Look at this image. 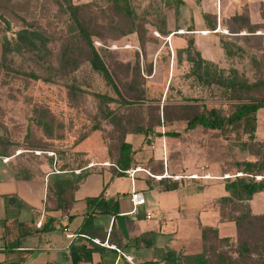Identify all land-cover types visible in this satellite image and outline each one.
<instances>
[{
    "label": "rangeland",
    "instance_id": "obj_1",
    "mask_svg": "<svg viewBox=\"0 0 264 264\" xmlns=\"http://www.w3.org/2000/svg\"><path fill=\"white\" fill-rule=\"evenodd\" d=\"M201 1L129 0L134 13L130 19L107 0H71L74 5L86 6L80 18L92 44L121 96L133 103L122 106L112 88L91 69L87 47L62 0H0V60L3 45L12 44L17 32L28 29L36 49L22 56L9 55L7 65L53 81L32 80L0 67V154L9 156L10 165L20 174L44 169L54 177H64L82 162L86 168L115 169L120 145L129 134L140 129L156 134L158 128L162 135L166 133L163 126H155L157 114L148 108L151 103L158 106L160 102L161 107L165 99L198 101L223 116L231 115L236 93L198 81L191 74L192 64L186 61L184 50L192 41L202 59L224 77L249 85L264 81V24L255 31L240 30L243 23L230 19L234 0H210L207 10L212 14L207 17L201 14ZM261 16L264 19L263 11ZM196 19L202 25L191 29ZM211 23L215 31L210 30ZM130 30L134 32L129 34ZM223 43L229 45L230 55L223 50ZM65 52L69 61L63 59ZM94 94L115 102H101ZM238 95L242 99L264 97V86ZM256 119L255 142L263 143L264 109ZM244 132L243 123L219 134L229 144L228 158L236 169L237 164L258 160L241 149L249 140ZM253 202L254 211L264 212V196ZM215 248L216 253H228L235 259L240 251L237 239ZM216 253L210 252L212 262Z\"/></svg>",
    "mask_w": 264,
    "mask_h": 264
},
{
    "label": "crops",
    "instance_id": "obj_2",
    "mask_svg": "<svg viewBox=\"0 0 264 264\" xmlns=\"http://www.w3.org/2000/svg\"><path fill=\"white\" fill-rule=\"evenodd\" d=\"M233 2L231 17L246 14L250 25L264 24V0ZM200 4L201 14H212L207 10L210 0ZM196 24L202 25L196 19L190 28ZM163 130L178 136L162 135L158 128L156 134L126 137L132 158L129 170L138 169L133 179L125 173L115 175L117 166H92L64 177L43 169L23 177L9 157L0 156V264H72L70 251L81 247L92 254L79 264H164L169 253L177 258L200 254L202 228L215 229L219 238L234 239L235 224L222 219L219 204L228 197L226 181L238 174L228 158L229 144L200 126L188 130L186 122H174ZM191 175L200 179L186 178ZM60 179L73 182L75 189L49 193V186ZM175 181H179L175 190L165 189ZM133 189L145 198V205L134 211ZM263 196L261 192L248 202L255 215L264 214L254 211L253 202ZM99 197L116 200L118 214H94L91 225H86V201ZM65 214L75 236L72 240L58 223ZM85 233L94 235L92 242Z\"/></svg>",
    "mask_w": 264,
    "mask_h": 264
},
{
    "label": "trees",
    "instance_id": "obj_3",
    "mask_svg": "<svg viewBox=\"0 0 264 264\" xmlns=\"http://www.w3.org/2000/svg\"><path fill=\"white\" fill-rule=\"evenodd\" d=\"M65 4V10L68 13L69 20L72 22L75 31L81 38L88 51V62L91 69L98 73L108 86L112 88L115 94L120 99L122 106H132L133 103L126 101L118 90L114 83L112 76L102 61L98 51L92 44L91 34L83 24L80 13L86 6L74 5L71 0H62ZM112 3L113 7L126 17L132 19L134 13L130 7L129 0H107ZM233 23L242 22L240 30H257L262 28L261 25H250L246 14L237 15L231 17ZM211 29L214 30L216 26L210 24ZM192 32L191 29L187 30ZM130 30L128 33H133ZM176 34H173L174 36ZM30 33L28 29H23L15 34L14 42L4 44L2 47V59L0 60V67L6 71L12 72L16 75H22L32 80H41L45 83H52L51 77L41 78L34 73H25L7 65V58L11 54L24 55L34 52L35 45L29 38ZM171 36V37H172ZM192 41L188 42V47L184 50L186 53V61L192 64L191 74L200 82H204L207 85L216 84L219 87L236 93L232 98L234 103V111L229 116H223L221 113L213 107L207 105H199L198 101H184L176 102L170 99H165L163 105L158 106L149 105L148 108L156 111V127L168 126L174 122H186L187 129H193L197 126L202 127L206 131L214 132V136L220 138L219 134H224L227 129L235 128L240 124H245V134H248L249 140L241 144L243 151H249L255 157L256 162H244L237 164V171L241 173V176H236L233 180H227L225 183V190L228 193V197L220 199L219 204L221 206L222 219L229 220L235 224L236 236L239 243V253L237 258H233L228 253L219 252L216 253L215 245H221L222 243H229L233 239L219 238L218 233L212 228H202V242L203 250L200 254L193 256H185L177 258L174 254L169 253L164 264H264V214L255 215L252 213L248 204L252 200L253 196L264 192V142H255L254 133L256 125V115L260 109H264V97L240 98L238 93L241 91L248 92L258 90L264 86V81H259L254 84H247L244 81H239L235 78L224 77L222 71H218L213 68L210 62L202 59L200 52L193 47ZM222 48L226 55H230L229 45L222 44ZM68 53L63 54V59L69 61ZM73 67L72 70H75ZM213 68V70H212ZM94 96L101 102L114 103L113 99L105 95L94 94ZM153 106V107H152ZM36 123L43 128L47 127L42 121H36ZM247 128V129H246ZM139 134L148 136L153 134L145 129L137 131ZM167 136H178L175 133H166ZM156 136H161L157 134ZM131 147L125 142H122L119 149V157L116 163L118 171L115 172L117 176H123L124 172L129 170L132 163ZM0 156L9 157L7 155L0 154ZM86 163H79L73 171L85 169ZM19 173V171L17 170ZM20 174V173H19ZM23 177L30 175V173L21 174ZM260 177V180L256 178ZM179 186V181L172 182L165 186L166 190H175ZM75 189L73 182L67 179H60L49 186V193H70ZM87 205V219L86 225H91V219L94 214H109L116 216L118 214V203L116 200H105L103 197L88 199ZM231 206H234L231 208ZM86 234V233H85ZM89 241L92 242L94 235L90 233L86 234ZM210 252L216 253L215 260L212 262L210 259ZM92 252L85 250L81 247L78 251L71 250L70 257L72 264H79L82 260H90ZM145 264H160V263H145Z\"/></svg>",
    "mask_w": 264,
    "mask_h": 264
},
{
    "label": "built area",
    "instance_id": "obj_4",
    "mask_svg": "<svg viewBox=\"0 0 264 264\" xmlns=\"http://www.w3.org/2000/svg\"><path fill=\"white\" fill-rule=\"evenodd\" d=\"M138 169H135V170H128V171H125L124 173L126 175H128V177L130 179H133L134 178V174L136 173ZM237 176H241V173H238ZM176 179L180 178V177H175ZM186 178H191V179H200L198 176L196 175H191L190 177H186ZM257 180H260V177H257L256 178ZM130 202L132 204V208H133V211L138 208V207H142L145 205V198L144 196L142 195V193L136 191V190H132L131 192V195H130ZM146 218L147 219H151L152 218V215L150 213H147L146 214ZM59 223V226L61 228V230L63 231V233L65 234L66 238L69 239V240H72L73 238H75L74 235H72L69 231V216L67 214L61 216V218L59 219L58 221ZM95 242L96 244H99L97 241H93ZM113 248V247H111Z\"/></svg>",
    "mask_w": 264,
    "mask_h": 264
}]
</instances>
